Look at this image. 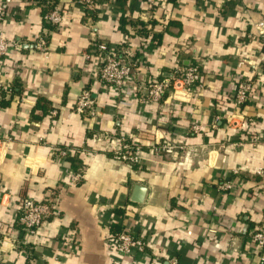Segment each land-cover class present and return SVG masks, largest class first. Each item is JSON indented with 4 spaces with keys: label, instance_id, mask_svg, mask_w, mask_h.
<instances>
[{
    "label": "crops",
    "instance_id": "0c3cea01",
    "mask_svg": "<svg viewBox=\"0 0 264 264\" xmlns=\"http://www.w3.org/2000/svg\"><path fill=\"white\" fill-rule=\"evenodd\" d=\"M60 3L63 19L49 28L45 52L33 46L47 29L37 0H14L0 24L18 43L0 61V84L14 88L0 105V264H259L250 236L264 227V0H104L89 10ZM96 35L129 50L138 73L131 90L194 62L202 86L158 102L119 97L84 56ZM242 79L255 87L238 104ZM84 87L93 116L73 110ZM121 138L142 147L140 163L113 157ZM162 142L177 148L149 153ZM62 146L79 152L59 163ZM78 169L82 181L68 185ZM136 185L146 188L142 202L132 200ZM23 195L57 198L58 214L35 235L17 223ZM122 228L147 241L145 253L109 252L108 234Z\"/></svg>",
    "mask_w": 264,
    "mask_h": 264
},
{
    "label": "built area",
    "instance_id": "2783aa9c",
    "mask_svg": "<svg viewBox=\"0 0 264 264\" xmlns=\"http://www.w3.org/2000/svg\"><path fill=\"white\" fill-rule=\"evenodd\" d=\"M14 0L0 1V24L5 20L8 6ZM28 0H18L23 2ZM61 1V0H60ZM59 0H48V9L42 14L43 22H46L50 27H58L63 19V9ZM70 1V0H68ZM84 10L94 9L100 5L104 0H74ZM107 1V0H106ZM149 6L153 7L158 4V0H144ZM259 33L264 34V22H259ZM49 28L39 35L34 43L36 50L45 52L47 50ZM13 46H18L14 40L6 39L0 28V61L8 53ZM87 60L94 57L97 67V80L112 87L116 94L121 97L124 95H134L138 97L141 102H158L166 92L175 94L177 91L193 92L202 86L201 71L197 63H191L188 66L176 65L170 72L168 77L161 79H146L137 84L135 90H131L128 86L137 78V71L132 60L131 54L127 47L122 44H111L100 39L97 35L92 36L89 48L84 54ZM255 87V82L249 79L238 80L236 89L233 94V99L238 104L245 103L250 93ZM11 93L10 87H4L0 84V98L2 94L8 96ZM73 110L81 115L93 116L96 114L95 100L91 96L89 88L81 89L77 96ZM55 114V111L51 112ZM191 130L193 132L199 131L198 124H192ZM97 140H101L99 133L95 134ZM251 142L258 141L256 135H252ZM177 148V145L170 143H157L152 145L149 153L153 155H162L164 152H171ZM78 149L69 146H62L56 150L55 160L59 163L65 161L69 156L76 153ZM113 157L117 160L127 163H140L143 159L142 147L138 144H133L126 139H119L117 144L112 147ZM79 152V151H78ZM81 152V151H80ZM236 172V170H235ZM83 171L78 169L71 171L66 180L67 184L75 185L82 181ZM231 184L229 182L222 183L221 189H229ZM57 198L48 197L43 200H35L32 197L23 195L18 207V221L21 230L26 235H35L42 223L49 218L58 214ZM67 239L74 240L73 235H66ZM251 241L261 251L259 255V264H264V227H259L252 232L250 236ZM108 250L110 253L118 257H127L135 253H145L147 248V241L133 233L132 231L119 229L118 231L109 233L106 239ZM25 256L27 262L32 259L31 247L25 249ZM27 264V263H26ZM169 264H176L174 258L169 260Z\"/></svg>",
    "mask_w": 264,
    "mask_h": 264
},
{
    "label": "trees",
    "instance_id": "16d2710c",
    "mask_svg": "<svg viewBox=\"0 0 264 264\" xmlns=\"http://www.w3.org/2000/svg\"><path fill=\"white\" fill-rule=\"evenodd\" d=\"M38 2H39V4L42 6V10H43V12H42V14L49 8L48 7V5H47V1L48 0H37ZM44 26H46V27H48V28H50V30L51 29H54V27H50L46 22H44ZM140 30H139V32H141V33H146L147 31L145 30V28L144 27H140L139 28ZM49 37V36H48ZM48 39V38H47ZM12 92H14V88L12 89L11 88V93ZM6 96H4V94H2V97L0 98V105H4L5 103H7V101H6ZM38 106V105H37ZM46 111V110H45ZM71 159V158H70Z\"/></svg>",
    "mask_w": 264,
    "mask_h": 264
},
{
    "label": "water",
    "instance_id": "95a60500",
    "mask_svg": "<svg viewBox=\"0 0 264 264\" xmlns=\"http://www.w3.org/2000/svg\"><path fill=\"white\" fill-rule=\"evenodd\" d=\"M146 193V188L142 185H136L134 187L132 200L136 202H142Z\"/></svg>",
    "mask_w": 264,
    "mask_h": 264
}]
</instances>
